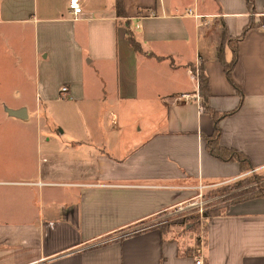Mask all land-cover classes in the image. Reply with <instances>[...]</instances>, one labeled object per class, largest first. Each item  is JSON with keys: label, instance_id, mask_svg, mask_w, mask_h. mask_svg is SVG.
Returning <instances> with one entry per match:
<instances>
[{"label": "crops", "instance_id": "obj_1", "mask_svg": "<svg viewBox=\"0 0 264 264\" xmlns=\"http://www.w3.org/2000/svg\"><path fill=\"white\" fill-rule=\"evenodd\" d=\"M68 1L0 0V264H264V196L210 217L191 251L159 225L203 189L264 170V0L253 12L245 0H122L123 17L115 0H78L77 16ZM248 22L231 75L241 98L218 50L230 61L223 36ZM198 64L208 106L234 110L218 141L249 171L206 147ZM64 101L78 117L39 118Z\"/></svg>", "mask_w": 264, "mask_h": 264}, {"label": "rangeland", "instance_id": "obj_2", "mask_svg": "<svg viewBox=\"0 0 264 264\" xmlns=\"http://www.w3.org/2000/svg\"><path fill=\"white\" fill-rule=\"evenodd\" d=\"M67 103L70 102L51 104L48 110L43 109L38 113L39 118L42 121L63 122L66 118L78 117L77 112L74 114L69 106H65ZM0 121H2L1 118ZM262 182H264V170H250L233 182L205 188L196 203L193 199L182 209L178 207L170 209L160 218L159 225L163 224L167 234L180 241L182 249L194 250L195 245L204 236L206 224L212 219L210 217L224 214L229 204L241 200L240 197L247 194L252 186ZM199 204L202 206L201 210Z\"/></svg>", "mask_w": 264, "mask_h": 264}, {"label": "trees", "instance_id": "obj_3", "mask_svg": "<svg viewBox=\"0 0 264 264\" xmlns=\"http://www.w3.org/2000/svg\"><path fill=\"white\" fill-rule=\"evenodd\" d=\"M245 2H247V6H248L249 10L251 12H253L254 11L253 0H245ZM115 5H116L117 14L119 16L123 17L125 15V10H124V7L122 5V0H115ZM252 25H253L252 22H248L247 25L243 27L240 34L237 36L229 37L226 34H224L223 42L227 41L229 46L232 48V57H231L230 61L226 62L223 60L222 43L219 47L220 49L218 50V57H219L220 61L222 62V64L224 65L226 77L230 81L232 86H234V88L236 89V92H238V94H240L241 98H242L243 94L241 93L238 84L234 81V79H232L231 75H232V69L236 64L235 62H236L237 57H238V48L236 47V44L239 40H241L244 37L247 29L249 27H251ZM126 34L128 36L129 42L133 46L134 50L140 51L139 44L134 40V38L132 36L129 35V32H126ZM198 69H199L198 93L201 97L200 98L201 99L200 104L202 106V109L207 111L210 114L211 119H212V123L214 125V129H213L212 134L210 136H205V138H204V140L206 141L207 149L213 156H216L217 158H220L222 160H237L243 171H249L251 166H250L249 160H248L246 155L242 154L241 152L237 151L236 149L228 148V147L223 146L219 143V141H218V137H219V133H220L219 121L222 118H224L225 116L233 113L234 110L229 111V112H222V113L218 112L217 113L216 111L212 110L208 106V97H209L208 80H207L206 75L203 72V69L200 67ZM261 178H263V177H261ZM251 188H252L251 190L247 191V194L240 197L241 200L249 199L251 197L264 196V182L259 183L258 185H254ZM202 215H203V213H202Z\"/></svg>", "mask_w": 264, "mask_h": 264}, {"label": "built area", "instance_id": "obj_4", "mask_svg": "<svg viewBox=\"0 0 264 264\" xmlns=\"http://www.w3.org/2000/svg\"><path fill=\"white\" fill-rule=\"evenodd\" d=\"M68 6H69V11L71 14H73L74 16H77V14H79L82 11V7L80 6L78 0H69L68 1ZM197 16V15H195ZM199 64L197 65V67L195 68V70H191V77L197 81V83L199 82L198 80V72H199ZM67 87L64 85L63 87H61L60 92L62 95H64L67 91ZM186 98L189 97V95L187 94L185 96ZM200 98V97H198ZM202 189V187H200ZM200 196V195H199ZM202 204H204V202H200ZM201 206V204H199ZM202 209V206L200 208V210ZM195 264H203V256L201 254H199L196 258H195Z\"/></svg>", "mask_w": 264, "mask_h": 264}, {"label": "water", "instance_id": "obj_5", "mask_svg": "<svg viewBox=\"0 0 264 264\" xmlns=\"http://www.w3.org/2000/svg\"><path fill=\"white\" fill-rule=\"evenodd\" d=\"M21 112H22V111H21ZM10 115H12V116H17V117H19V116H23L20 112H19L18 114L11 113Z\"/></svg>", "mask_w": 264, "mask_h": 264}]
</instances>
